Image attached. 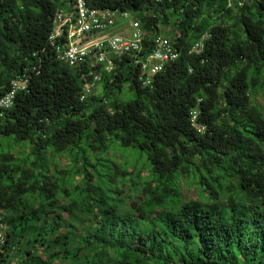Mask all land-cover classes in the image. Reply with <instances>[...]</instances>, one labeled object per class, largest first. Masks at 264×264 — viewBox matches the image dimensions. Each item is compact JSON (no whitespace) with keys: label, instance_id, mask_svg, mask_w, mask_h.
<instances>
[{"label":"trees","instance_id":"obj_1","mask_svg":"<svg viewBox=\"0 0 264 264\" xmlns=\"http://www.w3.org/2000/svg\"><path fill=\"white\" fill-rule=\"evenodd\" d=\"M65 1L0 0V96L31 73L0 118V264H264V0H87L138 11L149 45L163 30L181 52L146 87L124 58L85 100L48 44ZM118 146L148 170L119 166Z\"/></svg>","mask_w":264,"mask_h":264},{"label":"built area","instance_id":"obj_2","mask_svg":"<svg viewBox=\"0 0 264 264\" xmlns=\"http://www.w3.org/2000/svg\"><path fill=\"white\" fill-rule=\"evenodd\" d=\"M137 12L119 8L90 6L87 0H66L53 15V29L48 44L57 58L71 67H77L85 78L80 99L92 95L102 81L104 73L114 72L119 63L128 58L138 67V79L142 86H151L156 76L176 61L180 47L176 37L163 30L156 33L149 45L143 23ZM147 17L149 14L144 12ZM210 33L205 32L190 48V54H201ZM37 65L32 70H36ZM31 73L25 70L14 77L8 91L0 96V118L11 108L20 91H27ZM190 110L191 124L199 132L207 127L199 122L200 102ZM7 240V224L0 216V249Z\"/></svg>","mask_w":264,"mask_h":264},{"label":"rangeland","instance_id":"obj_3","mask_svg":"<svg viewBox=\"0 0 264 264\" xmlns=\"http://www.w3.org/2000/svg\"><path fill=\"white\" fill-rule=\"evenodd\" d=\"M104 83L101 82L97 85L96 87V90H95V93L96 94H102L104 92ZM127 86H129V84H127ZM126 88V86H125ZM125 99L127 98H131L133 97V92H128L127 91V94L124 95ZM256 101L264 106V94L261 92L257 97H256ZM24 149L26 150H29L30 147L28 145H25L23 147ZM9 149L8 145H4V146H0V151L1 152H4V151H7ZM18 150H21L20 147L17 148ZM109 155L111 157H114L116 162L119 163V166H123L125 167L126 164H130V165H133V166H138V169H144L146 166V161H147V157L145 154H142L132 148H125V147H122V146H118L116 150H112L110 151ZM66 157V156H65ZM65 157H62L60 160H58L59 163V168L61 167H65L68 165V160L65 158ZM56 167L55 164H52L51 165V168L54 169ZM132 169V168H129V170ZM147 170H148V167H147ZM147 174L146 171L143 172V175L145 176ZM149 174V172H148ZM131 178V176L129 175L128 176V179ZM143 179H145V177L142 176ZM140 179V178H139ZM122 182L120 179L118 180L117 183H120ZM184 194L185 196L187 197V199H191V198H196V194L194 192L193 189H189L187 187H184ZM142 187L140 189V192L138 193V198L139 199H142L143 197L141 196L142 194ZM128 194L127 193H122V197L121 198H124L125 200H128L129 199V196H127ZM131 195V194H130ZM136 198V195H135V198H131V200H134V199H138ZM130 199H129V203H130Z\"/></svg>","mask_w":264,"mask_h":264}]
</instances>
